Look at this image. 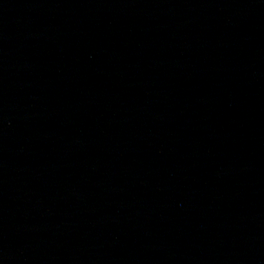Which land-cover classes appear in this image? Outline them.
Wrapping results in <instances>:
<instances>
[{
    "label": "water",
    "instance_id": "obj_1",
    "mask_svg": "<svg viewBox=\"0 0 264 264\" xmlns=\"http://www.w3.org/2000/svg\"><path fill=\"white\" fill-rule=\"evenodd\" d=\"M0 264H264V0H0Z\"/></svg>",
    "mask_w": 264,
    "mask_h": 264
}]
</instances>
